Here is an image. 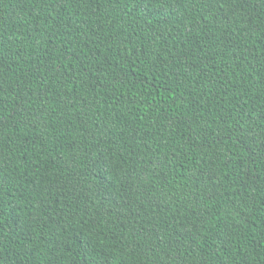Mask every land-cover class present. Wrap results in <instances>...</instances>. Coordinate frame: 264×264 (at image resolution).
Instances as JSON below:
<instances>
[{
  "label": "trees",
  "instance_id": "16d2710c",
  "mask_svg": "<svg viewBox=\"0 0 264 264\" xmlns=\"http://www.w3.org/2000/svg\"><path fill=\"white\" fill-rule=\"evenodd\" d=\"M0 264H264V0H0Z\"/></svg>",
  "mask_w": 264,
  "mask_h": 264
}]
</instances>
